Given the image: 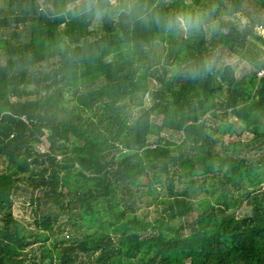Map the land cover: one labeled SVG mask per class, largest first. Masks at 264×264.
<instances>
[{
  "label": "trees",
  "instance_id": "16d2710c",
  "mask_svg": "<svg viewBox=\"0 0 264 264\" xmlns=\"http://www.w3.org/2000/svg\"><path fill=\"white\" fill-rule=\"evenodd\" d=\"M247 1L264 11V0H121L115 9L111 0H2L0 211H9L0 215V264H264V153L246 155L264 151V75L237 78L227 63L209 69L203 26H164L193 11L206 22L218 19L219 43L262 70L257 56L243 53L249 36L264 44L262 36L224 18ZM98 16L103 24L94 29ZM150 77L159 83L153 105L133 118ZM167 130L181 134L180 143L162 136ZM243 132L252 139L217 152L224 135ZM45 137L50 147L41 150ZM26 186L44 190L35 206L50 210L31 231L10 212ZM157 186L168 192L169 221L188 218L194 197L210 193L198 201L189 234L133 214L136 199ZM244 201L250 214L237 217ZM84 223L93 234L56 237L57 229L79 231ZM35 245L39 258L30 253Z\"/></svg>",
  "mask_w": 264,
  "mask_h": 264
},
{
  "label": "rangeland",
  "instance_id": "374dc122",
  "mask_svg": "<svg viewBox=\"0 0 264 264\" xmlns=\"http://www.w3.org/2000/svg\"><path fill=\"white\" fill-rule=\"evenodd\" d=\"M120 1L121 0H111L112 8L115 9L116 5L119 4ZM1 3H2V0H0V4ZM78 3L79 1L69 6V9H72ZM126 3L128 2H125V4ZM127 5L131 7L132 3L129 2ZM195 7L204 8L203 6H195ZM258 9L259 8L256 6V4L253 1H247L243 5L242 9L239 12H237L235 15L224 16V18L235 21L237 25L239 26V28L242 30L244 28H248V29L251 28L253 29V32L255 34H257L258 36H261L262 30H264V11L258 10ZM203 12L210 13V10L208 8H205ZM209 15L211 16V14ZM102 24H103V18L102 16H98L96 17L92 27L94 29H100L102 27ZM217 26H218V19H212V21L210 22L204 21L203 27L205 28V31H206L207 45L209 49V51L206 52L207 57L205 58V62L206 61L213 62L217 66L221 65L222 63L231 64L233 65L235 69L237 78H243L251 74H256L258 75V77L263 76L261 74L263 73L264 69L258 70L252 64H250L247 59H242L239 55H235L227 51L219 43L220 36H216L214 34V30L217 29ZM19 30H22L20 33V37L22 38V40H25V38L27 37V33H26L27 29L21 28ZM263 35H264V32H263ZM262 38L264 39V36H262ZM157 50L160 54H163V49L161 47L157 46ZM243 53L251 57L257 56L258 60L264 63V44L252 36L248 37L246 46L243 49ZM115 58H116L115 56H112V57H109L107 60L112 61ZM4 62H5V59L2 56L0 58V63H4ZM41 69H43V67ZM44 70L46 71V68ZM171 75L172 73L170 72L168 76L170 77ZM158 86H159V83H157L156 79L153 77H150L149 78L150 91L145 96H143V107H134L133 109L134 111L132 113L133 118L136 116L135 113H137L139 109L149 108L153 105V101H154L153 91H156ZM224 89H226V87H224ZM225 93L226 92H224L223 96L221 97L222 99H218V100H224ZM67 98L68 99L71 98L70 95H67ZM219 110H221V114L223 115L222 117L224 119H231L232 121H234V119L231 118V116H229V114L225 112L224 108H220ZM66 116L68 117L69 115L67 113H60L61 118L66 117ZM152 119L154 122L161 123L163 118L162 117H152ZM215 123L217 124L219 123V121H215ZM239 125L241 126V124ZM162 136L166 137V139L170 141L175 142L176 144L180 143L182 139L181 134L179 133L173 134L172 132L168 130L164 131L162 133ZM46 137L42 138L43 142L38 147L39 149L45 150L50 147V142L48 138ZM252 137L253 136L247 132H243L241 135H237L233 137L224 135L223 142L221 143V145L218 144L216 150L217 152L224 154V149H225L224 145L233 144L234 142L238 140H243L247 142V141H250ZM71 139H72L71 141H75L73 138ZM154 140L155 139H152L151 142H154ZM152 147L153 148L155 147V143L152 145ZM263 153L264 151L261 152V151L252 149L251 151L246 152V155L248 159H258L261 157ZM4 168H5V165H0V170H3ZM165 178H166V174H164L163 179ZM139 179H141V181L143 182V185H145L143 186V188L148 189V187L146 186L148 183V176L142 175ZM198 180H199V183H203L205 178L200 177L198 178ZM213 183H218V181L214 180ZM177 186L178 188L181 189V188H184L185 185L183 183L181 184L177 183ZM206 187H207V184H206ZM221 191L222 190L219 189L216 194L217 195L220 194ZM43 193H44V190L42 189L36 190L32 187L28 188L26 186L25 189H21V191L14 197V203L10 209V212L28 231L36 229L35 219L37 218L38 215H42L43 213H48L50 211L48 208L49 207L48 205L42 204V208L38 210L35 206L36 199L40 196H43ZM205 197H211L210 193H208L205 190L202 193L198 194L196 197H194L193 199L194 210L189 215L188 218L169 221L166 216V212H165V208L167 206L168 199H169L168 192L165 188L157 186L155 192H153L151 195L144 196L141 199L140 198L136 199V204L133 207V214L137 215L138 217L144 220L152 221V222L155 220H159V219H165L172 226L179 228L183 232V234H189L191 230L190 227L196 220L198 213H199L197 203L200 199H203ZM32 199L34 200V203L31 202ZM250 209L251 208L248 207L244 201L243 206L235 210L234 212L237 217H242L246 214H250V211H251ZM8 211L9 210L2 208L0 211V215H3ZM83 225H84L83 230H79V231L71 230L68 227L66 229H63L60 232H59V229H57L56 237L59 240L60 239L69 240L68 237L69 236L73 237V235L75 234L78 239H81L82 233L84 234V231H88L89 234L94 233L95 227H91V225L87 223H84ZM59 226H62V228L65 227V225H60L57 223L56 227H59ZM149 233H152V232L149 231ZM51 242L52 241H50L49 243ZM49 243L47 245H49ZM39 249H40V246L35 245L32 247V249H30V253L34 251L33 254H35L36 258H39L40 257Z\"/></svg>",
  "mask_w": 264,
  "mask_h": 264
},
{
  "label": "clouds",
  "instance_id": "9594fccd",
  "mask_svg": "<svg viewBox=\"0 0 264 264\" xmlns=\"http://www.w3.org/2000/svg\"><path fill=\"white\" fill-rule=\"evenodd\" d=\"M86 10H91V6H89ZM158 22L159 18H158ZM204 25V14L193 11L186 14L177 15L175 17H170L164 21V26L173 29V28H182L189 32H198L201 30ZM206 66L211 69V62L206 61Z\"/></svg>",
  "mask_w": 264,
  "mask_h": 264
},
{
  "label": "built area",
  "instance_id": "2783aa9c",
  "mask_svg": "<svg viewBox=\"0 0 264 264\" xmlns=\"http://www.w3.org/2000/svg\"><path fill=\"white\" fill-rule=\"evenodd\" d=\"M263 32H264V30H262V33L260 32V33L262 34L261 36H264V35H263ZM261 75H264V71H263V73H262ZM41 150H42V149H41Z\"/></svg>",
  "mask_w": 264,
  "mask_h": 264
}]
</instances>
